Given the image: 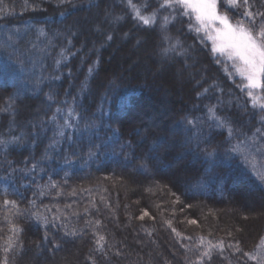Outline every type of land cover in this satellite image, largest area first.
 Listing matches in <instances>:
<instances>
[{
	"label": "trees",
	"instance_id": "trees-1",
	"mask_svg": "<svg viewBox=\"0 0 264 264\" xmlns=\"http://www.w3.org/2000/svg\"><path fill=\"white\" fill-rule=\"evenodd\" d=\"M163 3L0 0V264H264V89Z\"/></svg>",
	"mask_w": 264,
	"mask_h": 264
},
{
	"label": "snow or ice",
	"instance_id": "snow-or-ice-1",
	"mask_svg": "<svg viewBox=\"0 0 264 264\" xmlns=\"http://www.w3.org/2000/svg\"><path fill=\"white\" fill-rule=\"evenodd\" d=\"M226 2L229 8L237 4V0H226ZM244 5L246 7L243 15L247 20L242 18L235 23L230 21L228 15L218 11V0H164L161 7H181L185 10L183 14H191L194 17L198 25L194 30L197 33L203 32L211 41L213 54L219 53L234 62L237 73L247 81L244 87L249 89L248 95L252 100V90L264 89V20L257 23V17H264V12L248 11V0H244ZM153 16L145 17L139 9L136 10V17L145 25L150 24ZM253 106L255 107L256 104L254 103ZM259 106L264 109V102ZM218 126L224 127V123L220 122ZM229 131L231 133V130ZM258 177L264 181V174H258ZM4 203L7 205L9 201L5 200ZM103 239L104 237L101 236L97 243ZM204 255L208 253L205 252ZM3 264H7V260Z\"/></svg>",
	"mask_w": 264,
	"mask_h": 264
},
{
	"label": "rangeland",
	"instance_id": "rangeland-1",
	"mask_svg": "<svg viewBox=\"0 0 264 264\" xmlns=\"http://www.w3.org/2000/svg\"><path fill=\"white\" fill-rule=\"evenodd\" d=\"M219 11V10H218ZM105 20H107V21H109L110 23H112L113 22V20H114V16L111 14V13H108L107 15H106V18H105ZM233 23V22H232ZM96 30H98V29H96ZM116 35H117V33H115ZM210 45H211V48L213 47V45H212V43H211V41H210ZM91 49L92 50H95L96 49V46H92L91 47ZM134 55L138 58H140L141 57V52H140V50H138V49H136V48H134ZM215 55H218V56H220V57H222L225 61H227L228 63H230L232 66H233V68H234V70H235V72L237 73V71H236V68L234 67V62L233 61H231V60H228L227 59V57L226 56H223V55H221V54H219V53H217V54H215ZM144 63V62H143ZM143 63H142V65H143ZM236 63H238V62H236ZM119 66V65H118ZM237 75L238 76H240L239 75V73H237ZM241 77V76H240ZM176 80L177 81H179V82H181V79L180 78H176ZM243 81L245 82V84L247 83V81H245L244 79H243ZM260 90V88H258V89H254V90H252V92H258ZM257 101H259L258 99H257Z\"/></svg>",
	"mask_w": 264,
	"mask_h": 264
}]
</instances>
